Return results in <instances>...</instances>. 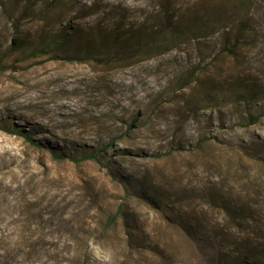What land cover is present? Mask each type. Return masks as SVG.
I'll list each match as a JSON object with an SVG mask.
<instances>
[{
    "label": "rangeland",
    "instance_id": "obj_1",
    "mask_svg": "<svg viewBox=\"0 0 264 264\" xmlns=\"http://www.w3.org/2000/svg\"><path fill=\"white\" fill-rule=\"evenodd\" d=\"M193 1L0 0V264H264V0L149 56L81 41Z\"/></svg>",
    "mask_w": 264,
    "mask_h": 264
},
{
    "label": "trees",
    "instance_id": "obj_2",
    "mask_svg": "<svg viewBox=\"0 0 264 264\" xmlns=\"http://www.w3.org/2000/svg\"><path fill=\"white\" fill-rule=\"evenodd\" d=\"M223 9L222 4L212 2L211 0H194L193 5L189 9L186 7L182 8L181 6L175 12L162 9L157 14L158 24L156 25L149 24L147 21H142L139 24L130 23L120 25V23L116 22L115 18H112V20L99 27L98 34L105 41L100 47L94 48L89 42H86L89 41V36L84 37L81 41H85H83L84 50L92 58L101 57L107 59L113 57L115 54L122 53L126 54L125 57L128 60L140 54L149 56L152 55L151 51L154 48L166 50L185 46L190 42L199 44L209 33L215 31L214 27H212V18L220 15L219 13H222ZM239 17L240 20L237 29V33L239 34L236 36V41L239 40L241 34L248 30L246 21L242 19V16ZM47 34H50V37L44 44L46 47H51L56 44L62 46L71 39V36L67 35L62 29L59 34L51 31ZM25 41L21 37L15 38L14 42L10 45L11 49L21 47ZM237 48V45L233 46L232 51H235L234 49ZM11 132L23 135L25 138L32 140L23 129L12 127ZM112 141H110V144ZM110 144L102 145L101 149H96L79 156L64 154L52 146L47 147V149L52 157L58 160L68 159L78 162L93 159L99 161L100 152H103ZM116 218L117 215L114 214L112 220L114 221ZM246 262L244 258H239L230 262V264H249Z\"/></svg>",
    "mask_w": 264,
    "mask_h": 264
}]
</instances>
